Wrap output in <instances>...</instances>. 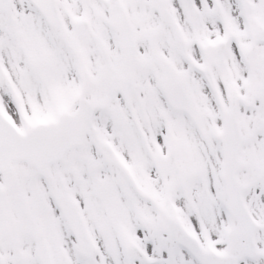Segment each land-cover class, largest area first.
<instances>
[{
  "label": "snow or ice",
  "instance_id": "6c2138e0",
  "mask_svg": "<svg viewBox=\"0 0 264 264\" xmlns=\"http://www.w3.org/2000/svg\"><path fill=\"white\" fill-rule=\"evenodd\" d=\"M0 264H264V0H0Z\"/></svg>",
  "mask_w": 264,
  "mask_h": 264
}]
</instances>
